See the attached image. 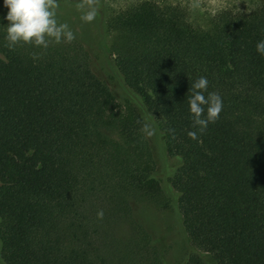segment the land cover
<instances>
[{"label":"trees","instance_id":"obj_1","mask_svg":"<svg viewBox=\"0 0 264 264\" xmlns=\"http://www.w3.org/2000/svg\"><path fill=\"white\" fill-rule=\"evenodd\" d=\"M259 1L250 13L221 11L206 28L184 9L150 0L110 17L108 53L124 102L75 38L9 50L5 7L0 264H165L160 241L135 217L140 204L178 215L187 251L177 264H264ZM200 76L208 80L204 95L222 101L203 132L188 110ZM145 123L159 135L162 157L177 163L165 179Z\"/></svg>","mask_w":264,"mask_h":264},{"label":"rangeland","instance_id":"obj_2","mask_svg":"<svg viewBox=\"0 0 264 264\" xmlns=\"http://www.w3.org/2000/svg\"><path fill=\"white\" fill-rule=\"evenodd\" d=\"M145 0H93L97 16L91 23H84L80 16L89 10L87 0H57V20L68 24L75 39L88 50L93 61L95 74L105 81L124 102L129 96L122 86V81L112 72L111 59L108 53L110 36L105 32V22L118 12ZM159 5H174L187 12L189 21L206 28L210 20L221 11L233 13H250L263 6L259 0H150ZM5 9L0 0V14ZM152 135L147 139L155 154L158 164V176L165 179L171 168L177 163L165 159L160 154L161 140L151 127ZM136 219L147 228L153 238H157L163 247L165 264H177L187 251V243L180 228L178 215L172 210H161L155 205L140 204L135 208Z\"/></svg>","mask_w":264,"mask_h":264},{"label":"clouds","instance_id":"obj_3","mask_svg":"<svg viewBox=\"0 0 264 264\" xmlns=\"http://www.w3.org/2000/svg\"><path fill=\"white\" fill-rule=\"evenodd\" d=\"M89 10L80 16L84 23H91L97 16V8L93 0H87ZM7 13L4 19L8 22L4 27L5 46L12 50L20 44H30L34 48L48 49L50 44L71 43L74 34L68 24L57 20V0H3ZM255 50L264 57V40L257 41ZM33 59L37 57L33 55ZM208 88V80L200 76L191 85V95L188 99V110L197 130L203 132L207 126L214 123L222 111V101L215 92L204 93ZM142 131L151 136L150 126L145 123ZM188 137L197 139V133L189 131ZM102 216V213H98ZM207 255V253H204Z\"/></svg>","mask_w":264,"mask_h":264}]
</instances>
